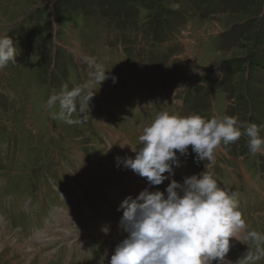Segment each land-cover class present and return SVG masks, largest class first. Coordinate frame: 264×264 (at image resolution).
Wrapping results in <instances>:
<instances>
[{
  "label": "rangeland",
  "instance_id": "rangeland-1",
  "mask_svg": "<svg viewBox=\"0 0 264 264\" xmlns=\"http://www.w3.org/2000/svg\"><path fill=\"white\" fill-rule=\"evenodd\" d=\"M4 34L18 56L0 69V264H108L127 235L119 205L148 187L115 158L135 157L160 112L264 125V0H0ZM247 141L214 163L189 146L172 179L206 171L236 193L227 259L264 264L248 235L264 236V154Z\"/></svg>",
  "mask_w": 264,
  "mask_h": 264
},
{
  "label": "clouds",
  "instance_id": "clouds-1",
  "mask_svg": "<svg viewBox=\"0 0 264 264\" xmlns=\"http://www.w3.org/2000/svg\"><path fill=\"white\" fill-rule=\"evenodd\" d=\"M17 49L8 34L0 35V69L17 62ZM104 79L105 74L99 82ZM78 95L69 92L62 107L72 111ZM262 128L264 125L239 122L235 117L208 119L166 111L144 126L138 138L142 147L136 148L135 157L115 158L118 168L122 165L146 178L148 187L119 205L118 210H123L120 227L127 235L116 245L108 264H232L227 259L230 238L244 228L236 193L221 188L206 171L185 176L182 183L172 177L181 166L179 157L189 154V146L197 163H214L223 145L243 135L248 137L252 156L264 154ZM166 180L170 183L164 191L150 190ZM248 235L264 240L259 233Z\"/></svg>",
  "mask_w": 264,
  "mask_h": 264
},
{
  "label": "bare ground",
  "instance_id": "bare-ground-1",
  "mask_svg": "<svg viewBox=\"0 0 264 264\" xmlns=\"http://www.w3.org/2000/svg\"><path fill=\"white\" fill-rule=\"evenodd\" d=\"M105 223H106V222H102V223H100V224L106 225ZM100 224H96V226H99ZM86 229H87V228H86ZM97 230H98V229H97ZM52 231H53L52 229H49V234H50V233H54V232H52ZM87 232H88V229H87ZM58 233H59V232H58ZM49 234H48V235H49ZM233 241H234V240H233ZM13 245H15V243H14Z\"/></svg>",
  "mask_w": 264,
  "mask_h": 264
}]
</instances>
